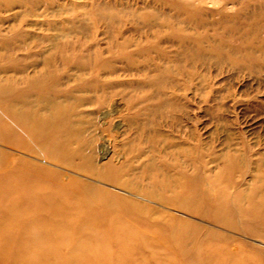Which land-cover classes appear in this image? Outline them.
<instances>
[{"label":"rangeland","instance_id":"374dc122","mask_svg":"<svg viewBox=\"0 0 264 264\" xmlns=\"http://www.w3.org/2000/svg\"><path fill=\"white\" fill-rule=\"evenodd\" d=\"M11 178L82 209L61 264H264V0H0ZM13 212L0 264L27 240Z\"/></svg>","mask_w":264,"mask_h":264},{"label":"bare ground","instance_id":"6f19581e","mask_svg":"<svg viewBox=\"0 0 264 264\" xmlns=\"http://www.w3.org/2000/svg\"><path fill=\"white\" fill-rule=\"evenodd\" d=\"M11 180H14V181L10 182L7 180L6 182H0V209H3V210L10 209L11 211H15V212H13V215H11L9 219L12 224H5V222L3 221L4 223H2L1 225L7 226V228L9 227V232L13 230L12 229L13 227H18L20 225H22L23 227L27 226V228H21V229L15 228L14 230V231L19 232V229H20V231H22L24 236L27 238L26 243L18 244V245L16 244V247H14L15 248L14 260L18 264H61L58 259L59 257H57L56 254L54 255L57 249V248L54 249V247L57 244L62 243L63 245V242H66V238H65L66 231H67L68 226L71 224L70 217L72 218V216L74 215L81 214L80 212H82V209L80 208V210H78L77 208L76 211H74V213L71 214L70 213L71 211H69L70 206L68 202L64 199L56 197L55 195H51L50 193H45L44 191H42V189L48 188V186L38 181V179L37 180L25 179L24 181H21L20 179H17V178L16 179L11 178ZM15 180L17 182H15ZM4 183H7V184H4ZM42 200L47 201V203L41 204V202H43ZM7 201L9 202L6 205ZM59 202L61 203V205H59ZM41 213L48 215L49 219L45 222L39 221L37 219V216L38 214H41ZM25 215H33V217L34 218L36 217V218L35 220L27 221L25 217H23ZM91 221H92L91 218L89 220L80 221V224H78L77 226L76 232H78L79 234L82 231V228H85L86 226L91 224ZM109 224L110 225L114 224L115 228L119 231V233L121 232L120 235L118 234V237H119L118 240L120 243H122L123 239L126 237L124 233L126 231L124 230L125 229L124 226H123V230H124L123 232V230L120 229L122 228L121 225L112 223V222H110ZM128 237H129V234H128ZM135 238L136 237H133V239ZM138 238H137L138 242H140L141 241L140 237ZM95 239H96V236L94 235V233L90 232L87 236H80V237L78 236V240L76 244H78L79 250H80L82 246L84 247L85 245L92 244L94 242L93 240ZM37 242L40 243V246L35 245ZM125 244L127 243L125 242ZM120 245L122 246V244ZM2 246H3V243H2ZM128 247H131V245H128ZM8 248L6 247L5 251ZM86 248L87 247H84V251L81 254V256L83 257L88 256L87 254L89 250H87ZM123 248H124V245H123ZM129 249L130 248H128V250ZM134 249H137V247H135ZM53 250H54V253L51 252ZM3 252H4V249H2L1 253L3 254ZM6 253L8 252L6 251ZM124 253L126 252H123L122 254L124 255ZM138 253H139V250H138ZM129 255H130V252H129ZM135 256L133 255V257ZM142 256L143 255H141V257ZM150 256H152V254H150ZM48 257H50L51 259L49 260ZM121 257H125V255L124 256L121 255ZM131 257L129 258L133 260L134 258H131ZM67 264H75V258L73 254L67 255Z\"/></svg>","mask_w":264,"mask_h":264}]
</instances>
